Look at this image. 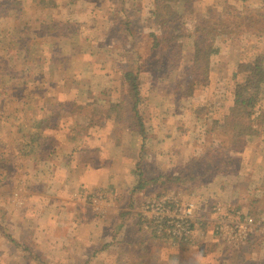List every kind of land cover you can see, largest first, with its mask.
I'll list each match as a JSON object with an SVG mask.
<instances>
[{
    "label": "crops",
    "instance_id": "0c3cea01",
    "mask_svg": "<svg viewBox=\"0 0 264 264\" xmlns=\"http://www.w3.org/2000/svg\"><path fill=\"white\" fill-rule=\"evenodd\" d=\"M83 2L84 0H0V199L9 200L10 196V202L14 203L17 224H24L27 229L22 228V233L26 235L23 238L22 233L19 234L16 229L14 241L31 242L35 239L33 232H29L30 222L23 219H35V231L38 233V227L45 222L46 216L53 208L47 209L52 200L54 208L58 209L57 213L62 210L67 212L64 216L58 214L59 222L62 217L72 221L73 214L76 223L70 232L69 224L63 220V228L59 233V241L63 245L58 242L55 245L58 250L59 247L70 245L69 239L72 237L80 241L82 246L86 242L92 243L102 239L104 242L99 243L95 249L98 251L105 244L106 247L99 255L94 252L91 257L99 259L105 252L109 257L117 255L114 264L119 250L136 253L137 258H141L145 264H181L188 256L187 249L202 260L201 264H224L228 251L230 253L235 251L227 248L220 241V236L214 234L216 221L212 216L204 219L208 225L196 224L193 243L186 250L179 249L184 252L180 259L175 256L181 255L176 251V247L160 243L140 232L139 216H128L123 219V213L130 210H125L123 205L115 202L120 199L122 182L112 183L118 191L115 194L116 198L112 196L106 219L99 220L90 208L82 204L75 206L79 202L75 201L72 195L78 191L79 185H86L94 191L100 187L97 171L99 167L96 163L101 153L97 147L100 138L97 137L95 129L104 127L87 118L99 114L97 109L86 112V108L76 101L69 102V105H66L69 107H65V98L80 96L81 91L75 89L72 81L75 76L71 75L68 76L70 78L68 86L64 87L61 79L66 72L64 67L72 72V75L83 73L82 67L71 68L70 59L65 53L67 51L75 55L82 49L80 47L84 44L82 37L85 30L90 29L98 33L95 27L88 28L87 22L90 18H98L102 14L99 10L93 13L90 8L82 7ZM110 10L113 13L114 6ZM109 12L107 16H110ZM107 21L109 23V19ZM252 36L251 40H255L259 48L264 47V38ZM100 42L97 40L102 49ZM84 62L87 63L85 69L90 70L89 68L93 67L89 59L83 61L79 56L73 63L82 65ZM63 81L67 79L64 77ZM66 108L70 111L68 113L70 116H77L76 120L66 117ZM64 109L66 110L63 112ZM82 116H85V119H78ZM61 130L64 133L60 132ZM82 136L87 146L77 150V145L70 142H75ZM95 140L97 144L94 143L93 146ZM72 145L76 151H66L65 147ZM246 147L240 153L230 154L234 160L233 166L223 176L206 182L193 191L184 190L181 193L189 194L190 197L196 194L199 197L195 198L196 202L199 206L200 203L205 204L202 206L206 211L210 210L206 208L208 204L228 202L230 203L228 207L233 208L231 206L233 203L235 205L233 209L244 214L250 213V216H256L257 219L261 218L264 221V134L259 133L249 139ZM26 171L32 175L25 177ZM55 177L57 179L53 181ZM101 186L103 188L100 189L106 188V185ZM41 193L49 196H41ZM27 196L29 197L26 200ZM245 199L249 202H245ZM40 200L45 203L43 207L38 206L41 212L32 207L37 205L34 201ZM34 212L37 217L30 216ZM43 212L46 215L43 216ZM131 212L135 215L140 214V211L136 210ZM208 214L211 215V211ZM94 217L98 223H105L106 227L96 230L92 226L93 222L97 223ZM51 226L57 225L56 221L49 218L47 228ZM119 226H122L121 230L118 229ZM256 231L257 234L254 235L252 242L250 241V245L239 250L241 256L249 248L251 252L257 251L256 254L264 253L258 252L264 249L262 237L264 226L261 225ZM47 240L51 242L52 238L43 234L38 239ZM90 243L85 245V251L78 254L79 257L86 256ZM222 257L224 260L220 262L216 260Z\"/></svg>",
    "mask_w": 264,
    "mask_h": 264
},
{
    "label": "rangeland",
    "instance_id": "374dc122",
    "mask_svg": "<svg viewBox=\"0 0 264 264\" xmlns=\"http://www.w3.org/2000/svg\"><path fill=\"white\" fill-rule=\"evenodd\" d=\"M153 3L154 0H84L82 4V7L90 8L93 13L98 10L102 13L100 17L90 18L87 22L88 28L95 27L98 33L90 29L85 30L83 37L81 36L84 40V44H81L80 47L82 49L78 50L75 55L66 51L65 54L70 59L71 68L79 69L82 67L81 70L83 73L72 75V72L64 67L66 72L61 76V79L66 88L68 81H70L68 76H75L72 79L74 81V87L76 90L81 91L80 96L65 98V107H69L66 106L69 102L76 101L77 104L86 108V112H92V110L97 109L99 112L98 115L101 116L99 120H102L100 122L104 127H100L98 130L95 129V133L100 139H98V144L95 140L92 145L94 146V143H96L98 145L97 147L101 150V153L98 155L99 161L97 160L96 162L99 167L97 171H99L98 178L100 187L103 188L101 185H106V188L100 189L99 187L97 191H94L87 188L86 185H79L78 191H75L76 193L72 196L75 201L79 202L75 206L83 205L84 207H88L99 220H104L108 217L113 200L112 196L116 198L115 194L118 191L112 183L118 181L119 183L122 182V189L120 190L119 196L121 200L117 199L115 202L123 205L125 210H130L129 205L132 204L135 206L134 210L139 212L144 204L154 196H173L175 198H181L186 203L192 202L197 205L199 209L198 215L196 216L199 219L197 224L204 223L208 225L207 220L204 221V219L211 218L210 216L215 219L217 224L219 218L217 216L218 213H215L216 209L218 207L222 209L230 208L228 207L230 203L208 204L206 208L210 210L206 211L202 206L203 203H200L199 206L196 202L197 199L195 198H199L196 194L192 197L189 194L180 192L176 194L178 192L176 187L170 188V193L167 195H164L166 191L163 190L166 189L161 186H149L150 189L145 192L134 193L139 178L137 165L142 161L138 157L143 142L138 134L131 133L124 124L118 121L117 110L119 109L118 102L123 96V72H126V68H131V65L136 60L141 63L145 62L149 55L150 41L145 37L147 36V29L149 31L150 26L154 24L150 15ZM113 6L114 11L122 12L129 18L112 23L110 9ZM227 7L237 11V18L234 16V18L227 19L226 22L228 24H242L246 19L264 22V0H197L193 10L201 13L203 16L212 13V15L221 19ZM108 11H110V16L106 15ZM84 12L86 13V11ZM83 15L86 16L87 14ZM107 19H109V23ZM125 23L128 25L127 28L130 26L129 30L134 35H130L128 29L124 26ZM107 24L109 26H106ZM251 38H253L252 35L244 37L243 40L234 38H232L233 40L219 39L216 44L219 52L214 56L211 63L210 81L206 87H202L201 85L197 86L194 96L189 100L177 98L175 95L178 84H187L190 77L193 76V73L190 71L192 68L193 50L189 46L184 49L181 68L168 69L164 73L141 75L140 89L143 99L141 103V114L149 136L146 143V147L149 149L148 157L142 162L145 164L143 168L149 175L148 177H156V174L160 170H163V173L169 172L172 175H178L185 168L182 166L192 157L208 159L210 155L204 154L218 153L212 146L223 144V135L220 131L213 130L212 125L215 119L219 120L225 115V112H227L226 108L229 107L228 100L231 98L233 89H235L236 84H242L246 78L245 75H241L236 79V74L239 73L244 64L253 62L254 60L261 62L264 69V47L259 48L256 41L251 40ZM97 40L101 41L100 44H102L103 40H107L105 46L109 48V51L100 49ZM139 54L142 56L140 60H138ZM77 56L82 57L83 61L89 59L93 63V67L87 70L85 69L87 68L86 62L82 65L79 63L74 64V59ZM64 77L67 81H63ZM51 81H54L53 75L51 76ZM256 97L259 102L257 103L258 108L255 117L257 123L260 124L257 135L259 133L263 135L264 127L261 124L264 123V84L256 92ZM90 105L93 108L88 107ZM68 113L70 111L67 109L66 117L68 119L76 120L77 116H70ZM78 119H85V116ZM60 132L64 133L63 130ZM70 143L77 145V150L87 146L83 136L82 138L76 139L75 142ZM73 146H66V151H76V149L72 148ZM100 158L102 159L100 160ZM14 167L16 168V166ZM24 175L28 177L32 174L26 171ZM56 179V177L53 178V181H56ZM47 195L46 193H41V196ZM5 197L8 196L5 195ZM28 197L25 199L27 200ZM55 197L58 196L55 195ZM247 201L249 202L248 199L245 202ZM34 203L37 205H32V207H35V210L38 209L41 212L38 206L43 207L45 203L42 200L34 201ZM54 206L55 204L51 200L47 209L49 207L53 208L48 216H46L45 222L38 227V233L35 231V219H23L30 222L29 232H33V239L35 238L37 240L34 239L35 241L32 240L31 242L22 240L14 241L16 229L20 234L22 233V228L26 229V227L24 224H17L14 214L16 211L14 210V203L10 202V196L9 200L8 198L6 200L0 199V264H114L117 255L115 257H109L108 253L105 252L99 259L91 257L96 251L95 247L99 243L104 242L102 239L92 243L86 242L82 246L80 241L72 237L69 239L70 245H67V247H59L58 250L55 245L58 242L61 243L59 241V233L63 228V220H66L69 224L68 230L70 232L75 228L76 223H74L75 219L73 214L72 221L62 217L59 222V219H57L59 217L58 214L64 216L67 212L66 210H62L60 213H57L58 209L54 208ZM231 206L234 208L235 205L232 203ZM236 207L238 206L236 205ZM210 211L211 215L208 214ZM71 212L74 213V210ZM241 214L244 222L250 221L248 226V229H250L247 232H249L248 235H252L247 236L243 242H235V244L229 242L230 239L226 234L220 236V241L227 248L235 251L231 253L228 251L224 264H260L264 261V253L256 254L257 251L255 253L251 252V248H249L241 256V251L239 250L242 247L244 248L250 245L249 243L252 242L254 235L257 234L256 229L260 228L261 225L264 226V221L261 218L257 219L256 216H250V213ZM35 215L37 217L35 212L34 214H30L31 217ZM42 215H46L45 212ZM96 217L94 219L97 223L93 222L92 226L96 230L104 229L106 224L98 223ZM49 218H51V221H56V227L51 226L47 228ZM42 234L51 237L52 241H38ZM24 236L26 235L22 233L21 238ZM88 243H90L88 245L90 247L87 249L86 256H83V258L79 257L78 254L85 251V245ZM253 246L256 250V244ZM258 252H264V249ZM187 253L188 256H186L184 261L186 264L202 263V260L191 254V250H187ZM175 256L181 259L184 254H177ZM118 260L117 257L115 264H117ZM216 260L220 262L224 258L222 257Z\"/></svg>",
    "mask_w": 264,
    "mask_h": 264
},
{
    "label": "trees",
    "instance_id": "16d2710c",
    "mask_svg": "<svg viewBox=\"0 0 264 264\" xmlns=\"http://www.w3.org/2000/svg\"><path fill=\"white\" fill-rule=\"evenodd\" d=\"M196 2L197 0H154L150 13L154 24L150 26L149 31L147 29V36L145 37L150 41L149 55L147 59L145 58V62L141 63L136 60L131 65V68H126V72H124L123 96L118 102L119 109L117 110L118 121L124 124L131 133H136L141 137L143 146L138 157L140 161H145L149 152L146 147L149 136L141 114L143 99L140 80L142 74H158L164 73L168 69L181 68L184 49L189 46L193 50L192 68L190 69L193 76L185 84L188 86L179 83L175 90L177 98L189 100L194 96L197 86L206 87L210 81L211 63L214 56L219 52L216 48L219 39L244 38L250 35L264 38V22L246 19L244 23H236L235 25L232 23V26L226 20L234 18V16L237 18L236 10L229 7L225 8V14L221 19L212 15V13L203 16L193 10ZM111 14L112 23L129 18L122 12L114 11ZM124 26L128 29L130 35H134L129 30L130 26L127 28V23ZM106 44L107 40H103L101 44L103 50H107ZM141 57L139 54L138 60ZM241 75H245L246 78L242 84H236L235 89H233L231 98L228 100L229 107L226 108L227 112L219 120L215 119L212 125L213 130H218L223 135V144L212 146L218 153L204 154L210 155L208 159L192 157L182 166L185 168L178 175H172L169 172L163 173V170H160L154 178L148 177L149 175L143 168L145 164L141 161L137 165L139 178L134 193L145 192L150 189L149 186L164 187L166 189L163 190L166 191L164 195L169 194V189L172 187H176L178 191L176 194L184 190L193 191L196 187L203 186L206 182L223 176L233 166L234 160L230 154L242 152L246 148L248 140L255 137L258 133L260 124L257 123L255 115L259 101L256 97V92L264 84V69L261 62L254 60L244 64L235 78L238 79ZM100 117L96 113L93 118H87H90L92 122L101 124L100 121L102 120H99ZM129 209V212L123 213V219L128 216H137L131 212L135 209L134 205L130 204ZM138 216V227L141 233L146 236L149 235L153 240L160 241V243L165 245H173L171 237L162 235V233L159 234L158 226L154 231H151L154 227L149 226L151 230L145 232V220L141 214H138ZM196 224L197 221L192 225L193 233ZM121 228L122 226H119L118 229L121 230ZM117 231L116 229L115 232ZM214 234L219 237L215 230ZM192 243L193 241L183 244L182 249L185 248L184 250H186ZM105 247L106 244L98 251H95V254L99 255ZM179 249L181 248L176 251L184 254ZM118 257L119 264H145L133 252H122L119 250ZM260 264H264V261Z\"/></svg>",
    "mask_w": 264,
    "mask_h": 264
},
{
    "label": "built area",
    "instance_id": "2783aa9c",
    "mask_svg": "<svg viewBox=\"0 0 264 264\" xmlns=\"http://www.w3.org/2000/svg\"><path fill=\"white\" fill-rule=\"evenodd\" d=\"M198 210L196 204L186 203L181 198L154 196L142 207L140 214L145 220V232L151 230L149 226L154 227L151 231L158 226L159 234L171 237L172 246L182 249L183 244L193 240L192 225L197 221ZM215 213L219 218L215 228L217 235L226 234L232 244L243 242L249 236L250 221L244 222L239 211L218 207Z\"/></svg>",
    "mask_w": 264,
    "mask_h": 264
}]
</instances>
